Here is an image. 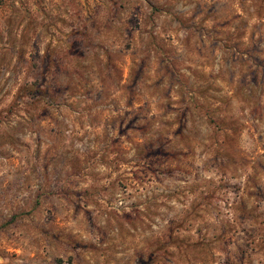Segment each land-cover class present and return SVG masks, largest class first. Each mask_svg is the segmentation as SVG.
<instances>
[{
	"label": "rangeland",
	"instance_id": "rangeland-1",
	"mask_svg": "<svg viewBox=\"0 0 264 264\" xmlns=\"http://www.w3.org/2000/svg\"><path fill=\"white\" fill-rule=\"evenodd\" d=\"M0 264H264V0H0Z\"/></svg>",
	"mask_w": 264,
	"mask_h": 264
}]
</instances>
